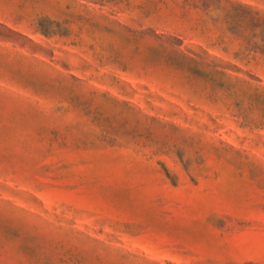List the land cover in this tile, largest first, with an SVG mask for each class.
Masks as SVG:
<instances>
[{"label":"rangeland","instance_id":"obj_1","mask_svg":"<svg viewBox=\"0 0 264 264\" xmlns=\"http://www.w3.org/2000/svg\"><path fill=\"white\" fill-rule=\"evenodd\" d=\"M0 264H264V0H0Z\"/></svg>","mask_w":264,"mask_h":264}]
</instances>
